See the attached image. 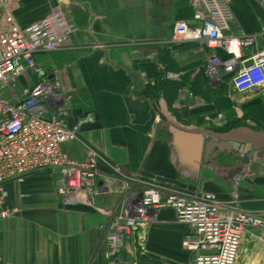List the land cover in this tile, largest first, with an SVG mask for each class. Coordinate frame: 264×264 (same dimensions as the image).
<instances>
[{
	"label": "crops",
	"instance_id": "obj_1",
	"mask_svg": "<svg viewBox=\"0 0 264 264\" xmlns=\"http://www.w3.org/2000/svg\"><path fill=\"white\" fill-rule=\"evenodd\" d=\"M54 6L60 7L74 32L66 49L38 53L35 64L58 85L57 107L47 106L48 113L58 115L67 127L79 125L77 140L62 144V151L83 160L89 146L106 162L100 164L97 180L105 194L95 198V207L118 213L121 192L134 177L220 199L235 189L244 210L264 216V98L258 90L235 92L227 76L214 84L204 75L206 56L226 59L222 51L172 39L174 20L196 25L191 22L190 0H7L5 8L25 28ZM230 11L226 35L259 34L264 6L258 0H230ZM259 42L264 43V37ZM164 71L182 74L184 96L156 87L170 82L163 78ZM35 82L36 75L28 72L8 97L15 100L21 88ZM171 126L205 132L204 145L213 146L205 156L204 149L200 152L197 165L193 142L184 145L180 158ZM232 130L240 132L227 140L208 134ZM248 138L256 149L243 162L233 145H246ZM59 184V175L50 170L4 184L6 205L18 209L0 220V258L6 264H106L104 236L110 218L89 206L60 208ZM190 230L176 221L173 210L162 209L153 223L125 238L119 260L193 264L194 253L181 245ZM234 264H264V237L258 229L243 232Z\"/></svg>",
	"mask_w": 264,
	"mask_h": 264
},
{
	"label": "built area",
	"instance_id": "obj_2",
	"mask_svg": "<svg viewBox=\"0 0 264 264\" xmlns=\"http://www.w3.org/2000/svg\"><path fill=\"white\" fill-rule=\"evenodd\" d=\"M258 2L264 6V0ZM6 4L7 0H0V220L18 212L6 205L4 184L50 170L60 177L56 188L60 208L89 206L110 218L104 236L106 264H121L125 238L153 223L165 208L173 210L178 223L190 227L181 245L194 253L193 264H234L245 230L258 229L264 237V216L244 210L235 189L227 199H220L208 192L174 190L132 177L121 192L118 213L95 207V198L105 194L97 180L100 164L106 162L89 146H85L83 160L72 159L62 151V144L77 140L79 125L67 127L58 115L48 113L47 106L57 107L58 85L47 80L35 64L38 53L66 49L74 26L60 7L54 6L42 19L21 28ZM190 4L191 22L196 25L176 20L171 28L172 39L222 51L226 59L215 54L206 56L204 75L214 84L227 76L235 92L258 90L264 98V43L259 42L264 37V25L255 36L226 35L232 18L230 0H190ZM28 72L36 75V82L21 88L16 99L11 100L9 92ZM163 78L177 84L178 95L184 96L180 72L164 71ZM107 166L114 172L118 170ZM137 242L139 250L144 251L139 236ZM0 264H6L2 258Z\"/></svg>",
	"mask_w": 264,
	"mask_h": 264
},
{
	"label": "water",
	"instance_id": "obj_3",
	"mask_svg": "<svg viewBox=\"0 0 264 264\" xmlns=\"http://www.w3.org/2000/svg\"><path fill=\"white\" fill-rule=\"evenodd\" d=\"M248 126L252 127L253 124H248ZM170 132L172 134V142L173 145L177 151V153L179 154L180 158L182 159V155H180L181 153L185 152V146L184 145H189L188 143H192V155H193V160L195 161L194 164L197 165V161L200 157V152L203 150L204 151V156L205 153L207 154L210 150V148L213 146L212 143H206L204 145V140L202 138L203 134H205V132H200V131H194V130H189V129H183V128H178L176 126H171L170 127ZM240 131L237 130H232L226 133H214V132H209V136L212 139H217V140H227L229 139V137H231L234 133H239ZM248 136H252L253 133H251L250 130L246 129L245 131ZM255 136V135H254ZM250 138H248L247 141H244L246 143V145L243 144H234L233 148L237 150L238 153H240L243 157L242 161L244 162L247 158H249V151L251 149H256L255 146H253L252 144H250L249 141ZM188 140V142H186ZM252 145V146H251ZM222 147V146H221ZM195 167V166H194Z\"/></svg>",
	"mask_w": 264,
	"mask_h": 264
},
{
	"label": "trees",
	"instance_id": "obj_4",
	"mask_svg": "<svg viewBox=\"0 0 264 264\" xmlns=\"http://www.w3.org/2000/svg\"><path fill=\"white\" fill-rule=\"evenodd\" d=\"M159 85L160 86H156V87L159 88V89H162V90L169 91V92L173 91L174 93L177 91V87H178V85L173 83V82H160Z\"/></svg>",
	"mask_w": 264,
	"mask_h": 264
},
{
	"label": "rangeland",
	"instance_id": "obj_5",
	"mask_svg": "<svg viewBox=\"0 0 264 264\" xmlns=\"http://www.w3.org/2000/svg\"><path fill=\"white\" fill-rule=\"evenodd\" d=\"M176 20H179V19H176ZM176 20H174V21L172 22V25H173V23H174Z\"/></svg>",
	"mask_w": 264,
	"mask_h": 264
}]
</instances>
